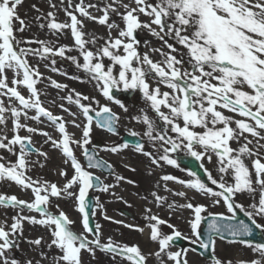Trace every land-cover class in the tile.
<instances>
[{
  "label": "snow or ice",
  "instance_id": "obj_1",
  "mask_svg": "<svg viewBox=\"0 0 264 264\" xmlns=\"http://www.w3.org/2000/svg\"><path fill=\"white\" fill-rule=\"evenodd\" d=\"M23 3L0 0V150L15 156L13 161L0 154V184H15L30 198L0 192V209L4 210L0 219V264H85L84 253L96 259L97 251L110 254L114 261L120 257L127 264H147L150 256L158 264H189L188 252L197 248L201 250L199 255L210 256L212 264H233L216 257L218 241L243 245L257 255L236 264H264V243L249 239L254 230L264 234V0H59V6L48 0L52 10L46 15L32 5L38 13L36 25L40 30L47 29L54 40L17 35L33 26L19 14ZM59 11L68 19L59 21ZM94 11L101 14L94 15ZM85 21L106 27L107 35L85 32ZM140 32H147L160 46H152L149 40L142 42L138 39ZM68 33L72 45L59 44ZM34 44L38 47H31ZM72 52L78 56L69 55ZM154 55L161 59H153ZM31 57L48 61L45 68L65 76L67 73L56 67L57 57L70 61L85 74L83 79L70 78L92 84L107 103L72 89L61 99L75 105L78 112L61 103L58 107L72 119L54 114L45 107L41 99L45 93L38 85L45 79L57 90L67 89V85L45 77L38 64L30 63ZM116 93H139L143 106L130 113ZM5 97L10 103H5ZM125 117L128 123L143 128L142 132L128 129L133 142L106 144L103 148L93 144L97 128L119 136ZM45 119L56 136L25 122L43 124ZM69 127L78 129L80 136ZM22 131L32 135H21ZM36 134L61 153L64 167L58 174L65 181L62 185L29 174L37 166L45 167L40 159L32 160V155L45 162L50 159L47 151L35 146ZM125 150L146 157L155 168L168 165L186 173L188 179L171 174L159 177L164 190L185 203L169 202L156 191L151 195L157 207L167 206L170 217L177 211L190 210L186 222L191 236L146 208L149 240L158 245L154 253L145 254L139 245L117 243L111 237L102 242V226L94 223V217L103 205L98 197L93 203L89 193L109 192L116 185L105 183L94 170H109L117 184H135L117 175L114 166L99 156V151L119 155ZM180 153L197 162L204 178L200 172L181 166L176 158ZM206 163L214 166L216 175ZM168 182L185 190L174 191L168 188ZM186 190L209 203H194V196L189 197ZM245 198L247 203L243 202ZM54 199L72 202L80 214L82 232L73 230L76 221L58 203L53 204ZM217 206L223 211H214ZM53 207L55 212L50 210ZM9 210L14 213L10 217ZM240 213L247 223L239 218ZM104 219L112 220L106 213ZM25 222L47 229L50 241L44 236L25 237ZM124 226L144 232L138 226ZM162 226L169 228L170 234H165ZM180 240L196 247L172 251ZM22 242L40 258H17Z\"/></svg>",
  "mask_w": 264,
  "mask_h": 264
},
{
  "label": "rangeland",
  "instance_id": "obj_2",
  "mask_svg": "<svg viewBox=\"0 0 264 264\" xmlns=\"http://www.w3.org/2000/svg\"><path fill=\"white\" fill-rule=\"evenodd\" d=\"M31 1H33V0H24L23 5L18 9V11H19V14L21 15L22 18H25L28 21H32L33 26L31 27L30 30H26L24 33H17V35L23 36L26 39L38 38L40 40H45V39L54 40L55 37H53L52 34L50 32H48L47 29L40 30L38 28V26L36 25L35 20H34V18L38 15V13L36 11L32 14H29V15L27 14V8L32 6V5H36L38 8H42L44 10L46 9L47 12L51 11L52 9H50L48 6V0H35V2H31ZM94 2H96V0H94ZM53 3H56L59 6V0H53ZM44 14H45V12H44ZM93 14L98 16L101 13L94 11ZM141 18L145 19V20L147 19L146 17H141ZM57 19L59 21L63 22L65 20H67L68 18L66 17V15L63 11H59L57 13ZM122 26L123 25H121V27ZM102 30H107V29H106V27L101 26V25L97 24L96 22H94V24H91V23L88 24L87 27H85V29H84L85 32L95 33L98 36H106L107 32L104 33ZM115 35H116V33L113 32V36H115ZM138 39H140L142 42L144 40H149L152 42V46H154V47L160 46L159 44L154 42V37L150 36L147 32L138 33ZM58 43L71 46L73 41H72L70 33H68L64 38L60 39L58 41ZM31 47H38V45L34 44V45H31ZM144 50H146V49L141 48V51H144ZM69 55H77L78 56V53L72 52V53H69ZM153 59L159 60V59H161V57H159V55H154ZM30 63L38 64L39 68H40V72L43 73L45 77H50L51 79L56 80L57 82H59L61 84L67 85V89L57 90L50 85V83L47 79H45L43 81V83L38 85V87L45 93V95H42V97H41L42 101L44 102L45 107H48L51 111H53L54 114L65 116V119L71 120L72 117L68 116L66 113H64L62 111V109H60L58 107V105L62 103L64 105V107L69 108L70 111L78 112V109L76 108L75 105L69 104L67 100H62L61 97H64L70 90H72L70 88V85H71L70 81L72 80L70 78L71 77L70 74L80 76L82 79L84 78L85 74L81 70L77 69L76 66L74 64H72L70 61L61 60L58 57H57L56 67L59 68L62 72H63V70H65V72L67 73V76L51 71L50 67L45 68L44 64L48 63V61L39 60L38 57H31ZM81 63H82V58H81ZM8 75H9V79H11L12 73L9 72ZM21 90H22L23 94L27 95V92L25 90H23V89H21ZM92 96H96L97 99H100L102 103H107V101H104L103 98L100 97L98 93L96 95H92ZM119 98L129 106L130 113H135L138 108L143 106V101L141 100L139 93L132 95V97L129 99L123 98V97H119ZM3 99L5 100L6 104L10 103L6 97ZM53 100L55 101V104L52 103ZM110 106L113 108V110L115 112L123 115V113L121 112V109L118 106H116L115 104H111ZM225 114L226 115H233L231 113H227L226 111H225ZM29 115H34V112H30ZM25 122L28 123L29 126L39 128L43 131H48L53 136L57 135L54 131V127L46 119H45V122L43 124H40V123H38L36 121H32V120H28ZM0 127H3V126H0ZM7 127L9 129L12 127L11 119H9ZM129 128H134V130H136V131H141V132L143 131V128H141L139 126H135V122L128 123V117H125L124 123L122 124V126L119 129L120 135L127 134ZM68 130L70 132L75 133L77 137L80 136V131L78 129H76L74 127H69ZM20 134L24 135V136L32 135L26 131H22ZM7 135L9 137H11L12 136L11 131H8ZM92 139H93V143L96 141L100 142L102 144V148L106 144L110 145L113 143H120V136L111 135V134H109V133H107L101 129H98V128L94 130ZM44 140H45V137H43L39 134L33 135V141H34L35 146L37 148H41V150L47 151L50 159L45 162L42 160V158H38L36 155H32L31 156L32 160L40 159L42 163H45V167L40 168L39 166H37L29 174L32 175L33 178H42V179L47 180V181L56 182V183H58V185H62L65 181L58 174L59 169L61 167H64V165L62 163L61 153L52 149L50 143L44 144ZM233 147H235V145H233ZM0 154H3L9 160H13V161L15 160V156H12L11 154L7 153L6 151L0 150ZM76 154H77V156H80V150L79 149L76 150ZM179 155H184V154L180 153ZM99 156L102 159H104L105 161L111 163L114 166L115 173L117 175H120V176L122 173H124L125 169H127V167H125L124 165L131 166L130 163L123 162L124 161V160H122L123 158L128 159V161H133L132 165L136 166V167H138V165H139V163H138L139 160L149 161L146 157H144L142 155L134 154L132 151H128V150H125L123 153H121L119 155H114V154H111L108 152L99 151ZM81 160L83 162L82 157H81ZM205 166L208 167L210 170H212L213 174L216 175V171H215V168L213 165L206 163ZM68 171H69V174H71L72 170L70 168L68 169ZM159 172H160V176L163 174H171V175L180 177L182 179H188L185 172H182V171L175 169V168L168 166V165H164L163 168H161V170H159ZM95 173H96V175L101 176V178L104 180L105 183L116 185L117 181H116L114 175L104 176V175H102L96 171H95ZM159 177H154L153 175H148V177H145L143 179V181H145L147 183V186H148L147 191L150 194V199L148 201L149 202L148 207H150L152 209V211L155 212L159 216L161 214L169 216L170 211L166 210V206L157 207L155 205L154 198L152 197L151 193L153 191H156L161 196H171V197H175L174 199L179 198L178 200H175V201L176 202L179 201L180 204L185 203V200L183 198L173 196L171 193L165 191L164 188L162 187L164 182L160 181ZM169 183L170 182H168V185H169ZM2 188L4 190L7 189L9 191L6 194H15L21 199H29L30 198V196L28 194L23 192L15 184L4 182V183L0 184V189H2ZM111 191H116V186L111 188L109 190V192L90 191V193H89V195H91L93 197V199L98 197L99 202L103 205L102 210L101 209L96 210V216L94 217V222H98L102 226V229H101V231H102V242L106 243L108 238L111 237V239L117 243L127 244L129 246L139 245L140 244L139 238H138L139 231H136L135 228H129V227L124 226V225H134V226L139 227V224L137 223L138 216H137L136 212L134 211V208L131 207L130 205H128L127 203H125V202H127L126 199H124L121 195H119L117 193L115 194V198L113 199V197L111 195L112 194ZM191 194L194 196V201H193L194 203H204V204L209 203L208 200L204 199L203 197H201L199 195H195L192 191H191ZM121 197H122V199H120ZM179 202H177V203H179ZM243 202L247 203L248 199L245 198ZM56 203H58L60 205V207L70 216L71 219L76 221V223L73 225V230L78 232V233L82 232L83 228H82V225L80 223V214L74 210L72 202L68 201V200H55L54 199L53 204H56ZM94 203H95V199H94ZM120 210H125V211H128L129 213H131L133 215V220L122 216L120 214ZM213 210L214 211H223V209L220 208L219 206H217ZM105 213L107 214L108 217L112 218L111 221L104 219ZM11 214H14V213L12 212ZM25 215H36L38 217L39 214L25 212ZM10 216L11 215L9 214V217ZM171 216H172L171 218L167 219V220H169V223L174 224L185 235L191 236V231H190L189 225L186 222L191 217L190 210H184L182 212L177 211L175 213H172ZM163 219H165V218H163ZM112 221H123V224L113 223ZM10 222L11 221L9 220V223ZM32 226L33 225H30L27 222H25V224H24V236H25V229L26 228L30 229V228H32ZM162 231L165 234H170V232H171V230L169 228H167L166 226H162ZM46 240L50 241L49 238H47ZM185 243H186V246L184 248H189V249L192 248V244L190 243V241L185 240ZM218 243H221V248H219V250H217V248H216V250H215L216 257L225 261V262H227L229 260V257L233 253H235L237 249L242 250L244 255L249 259V261L257 258L256 254H254L249 248H247L243 245L226 244V243L219 242V241H218ZM154 246L156 247V249L154 250V252H155L158 249V245L156 243H154ZM26 249H27V243L22 242L21 243V251L16 253L17 258L22 259V260L25 258H30L31 252L27 251ZM150 249H152L151 246H148V247L143 248L142 251L147 252ZM178 249H179V247L174 246L172 248V251H176ZM96 257H97L96 259L91 258L90 262L87 264H127L126 261L122 262L120 257H117L116 260L114 261L111 258L110 254H104V253L99 252V251H97ZM84 258H85V253H84ZM187 259L189 261V264H212V262L210 260L204 259L201 256H199L196 252H192V251L188 252ZM147 264H158V261L156 260V258L154 256H150Z\"/></svg>",
  "mask_w": 264,
  "mask_h": 264
},
{
  "label": "bare ground",
  "instance_id": "obj_3",
  "mask_svg": "<svg viewBox=\"0 0 264 264\" xmlns=\"http://www.w3.org/2000/svg\"><path fill=\"white\" fill-rule=\"evenodd\" d=\"M31 2H35V0L31 1ZM77 0H73V3H76ZM87 2H93L94 0H86ZM41 10L42 13L45 12V15L47 14L46 9H42L39 8ZM35 10L33 9L32 6L27 8V14H32L34 13ZM94 24L93 21H85L86 27L88 24ZM104 33L107 32V30H102ZM154 42H156L157 44L160 45V42L157 41L154 38ZM63 72H65V70H63ZM71 77L73 76H77L74 74H70ZM70 88L71 89H75L77 92H81L84 94H88V95H96L97 92L95 91L94 87L92 84L90 83H81L78 80L72 79L70 81ZM122 160H124L123 162H127L130 163V167L134 168L135 171H130L129 168L125 169L124 173L121 174V176L125 177L127 180H132L135 181V184H129L125 181H120L118 184L116 182V191H111V193H117L119 195H121L124 199H126L127 204L130 205L131 207L134 208V211L136 212L137 216H138V220L137 223L139 224L140 228H144V232L141 233L139 232L138 234V238H139V242H140V248L141 250L145 247L151 246L152 249L148 250L147 252H144L145 254L148 253H153L154 250L156 249V247L154 246V242H151L149 240V230L145 227L147 221L144 219L145 216V209L146 208H150L148 207V201L150 199V194L147 191V183L145 181H143V179L145 177H148V175H153L154 177H159L160 176V172L159 170H161V168H155V166L151 165L149 161L147 160H139L138 163V167L133 166L132 163L133 161H128V159L123 158ZM151 173V174H150ZM170 189H173L174 191H181V190H185L183 189L180 185L174 183V182H170L168 185ZM187 194L189 197H193V195L191 194L190 190H186ZM0 192L2 193H8L9 191L6 189L4 190L3 188L0 189ZM113 199L115 198V195L111 194ZM146 197V199H145ZM168 197V201L171 202L173 200H178L179 198L174 199L175 197H171V196H166ZM179 202V201H177ZM180 203V202H179ZM51 211L55 212L56 209L55 208H51ZM166 210H169L166 206ZM12 212L9 210L8 212V216L9 214H11ZM153 214H156L155 212L152 211ZM164 213V212H163ZM161 218H165L168 219L170 217L164 214L160 215ZM173 216V215H172ZM171 216V217H172ZM170 217V218H171ZM4 218V210L0 209V219ZM25 236L28 239H36L40 236H44L45 240L47 238L51 239L50 235L47 232V229H44L42 227H40L39 225L36 226H32V228H26L25 229ZM153 245V246H152ZM217 250H219V248H221V243L217 242L216 245ZM27 251L31 252L30 258L33 256H36L37 259H39L40 257L37 255L36 252H33L32 249L30 248V246L27 244ZM44 251H48V249L45 247ZM85 263H89L91 260V257L85 253ZM229 260L233 261V264H236L237 261H249V259L244 255L242 250L237 249L235 253H233L230 257Z\"/></svg>",
  "mask_w": 264,
  "mask_h": 264
},
{
  "label": "water",
  "instance_id": "obj_4",
  "mask_svg": "<svg viewBox=\"0 0 264 264\" xmlns=\"http://www.w3.org/2000/svg\"><path fill=\"white\" fill-rule=\"evenodd\" d=\"M116 95L119 96L120 94H119V93H116ZM123 95H124V96H128V97H130V95L125 94V93H123ZM121 140H122V142H124V141H128V142L131 143V142L134 141V138L131 137L130 135H125V136L122 137ZM95 145L98 146V144H95ZM176 158L178 159V161H179V163H180L181 165L186 166V167L189 168V169L196 170V171L200 172L202 178H204V177H203V172H202V170L199 169L197 162H196L193 158H191V157H176ZM96 170L101 171V172H102L103 174H105V175H109V170H100V169H96ZM205 179H206V178H205ZM90 198H91V197H90ZM92 202H93V199H92ZM123 214L126 215V216H130L127 212H123ZM239 218H240V219H244L246 223L248 222V221H247V218L244 217L242 213L239 214ZM203 227H204V225H203ZM249 239H251V240H253V241H255V242L264 243V238H263V236H262V234H261V232H260L259 230H254V235H253V237H250ZM184 244H185V243L183 242V240H180V241L177 242L176 245L184 246ZM193 247H196V246L194 245ZM200 251H201V250H200L199 248H197V251H196V252L199 253ZM202 257L207 258V259H211L210 256H209L208 254H205V255L202 256Z\"/></svg>",
  "mask_w": 264,
  "mask_h": 264
}]
</instances>
